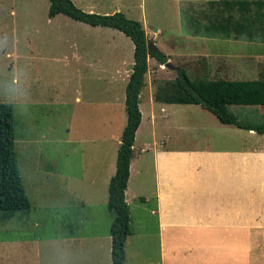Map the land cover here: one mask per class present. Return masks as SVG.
<instances>
[{"label":"rangeland","instance_id":"obj_1","mask_svg":"<svg viewBox=\"0 0 264 264\" xmlns=\"http://www.w3.org/2000/svg\"><path fill=\"white\" fill-rule=\"evenodd\" d=\"M71 1L86 12L121 11L125 17L139 21L147 38L159 50L173 54L168 62L181 64L190 81L264 78V41L206 35L203 26L215 22L210 19L212 16L200 23H178L168 0ZM217 3L211 5L219 6ZM47 9L48 0H0V102L12 105L15 161L30 203L12 218H3L0 211V264L10 262L11 238L63 236L80 229L79 224H69L80 214L73 208H56L47 203L45 207L32 206L42 203L40 194L48 203L57 198L62 202L72 191L97 200L103 191L100 180L108 169L106 163L110 155L115 162L125 123L124 86L132 63L129 38L120 31L90 26L62 14L48 17ZM211 12L212 6L209 15ZM238 13L231 10L232 20L240 19ZM178 50L189 51L174 54ZM195 51L205 56L194 57L191 53ZM147 59L149 80L156 77L154 91L176 75L175 70L165 66L159 69L154 58ZM155 68L160 71L157 73ZM159 105H154L156 141L166 138V131H170L173 140L181 143L184 127L179 130L180 126H175L176 130L167 124L164 127L168 129H158L168 111L164 104L160 106L165 112H159ZM254 106L227 105V110L243 122L258 123L263 120L258 116L264 113V106ZM192 108H196L193 114L179 111L174 117L184 119L187 128L192 127L200 136V130L195 128L199 124V107ZM141 109L135 145L150 141L144 104ZM34 164L42 167L38 173L32 168ZM39 175L43 177L40 180L36 178ZM137 210L130 212L134 238L129 248L132 252L136 249V258L151 259L154 220L146 210ZM33 223L37 225L34 227ZM101 226L99 223L94 228ZM97 253L99 263H110L105 250L100 248ZM79 261V252L61 242V264Z\"/></svg>","mask_w":264,"mask_h":264},{"label":"crops","instance_id":"obj_2","mask_svg":"<svg viewBox=\"0 0 264 264\" xmlns=\"http://www.w3.org/2000/svg\"><path fill=\"white\" fill-rule=\"evenodd\" d=\"M210 1L168 0L176 20L181 24L200 23L208 16H212L210 19L213 22L224 18V0ZM212 2H218L219 6L211 5ZM211 6L214 12L209 15ZM253 8L250 3V14ZM231 10H237L236 5ZM238 14L240 16V12ZM160 51L166 55L167 61H171L170 56L173 54ZM178 51L174 54L189 50ZM191 54L194 57L205 56L197 51ZM5 55L10 57L11 53L6 51ZM155 62L159 69H163V64ZM175 66L182 68L181 64ZM148 68L149 59L138 94L140 121L134 132L124 189V199L129 210V233L124 242L123 264H264V133L223 125L213 114L198 105L197 115L200 117L195 128L200 130L197 132L200 136H197L192 127L187 128L184 119L175 120L174 117L179 111L193 114L196 108L192 106L197 104L156 100V77H153V81H150L151 78L149 80ZM159 69L155 68V71L158 73ZM142 104L148 114L147 133L150 141L135 145L142 121ZM159 104H167L168 111L162 116L166 120L161 122L158 129L162 131L167 124L176 130L175 126H180L179 130L184 127L181 143L173 140L174 134L170 131H166L169 133L167 139L162 137L156 141L154 105ZM159 112H165L162 106ZM263 116L264 113L258 117L261 119ZM112 160L110 155L106 163L108 169L100 180L103 191L97 200L92 201L88 196L72 191V195L62 202L57 198L48 203L40 194L42 203L32 206L33 209L40 205L45 207L47 203L56 208L61 205L80 212L74 218L76 220L69 223L74 226L79 224V233L75 231L63 236L11 238L9 264H61V242L70 250L79 252L80 261L76 264H102L98 261L97 251L100 248L110 258L108 227L112 217L106 209V199L107 184L115 169ZM32 168L38 173L42 167L34 164ZM36 178L40 180L43 177L39 175ZM133 209L146 210L152 214L154 228L151 259L136 258V249L132 252L129 248L134 238L130 228V212ZM99 223L103 226L94 228ZM36 225L33 223L34 227Z\"/></svg>","mask_w":264,"mask_h":264},{"label":"trees","instance_id":"obj_3","mask_svg":"<svg viewBox=\"0 0 264 264\" xmlns=\"http://www.w3.org/2000/svg\"><path fill=\"white\" fill-rule=\"evenodd\" d=\"M250 3L254 7L251 14ZM223 4L226 16L204 25L207 35L220 34L223 38L232 36L249 41H264V0H224ZM235 5L240 12L239 20H232L230 11ZM56 14L90 26L120 31L132 43L131 70L124 86L125 123L116 151L114 173L107 184L106 199V209L112 217L108 227L110 264H123L124 242L129 233V210L124 199V189L134 132L140 121L138 94L147 71V58L152 57L159 64H164L167 57L156 47L149 49L148 45L153 42L147 38L141 23L125 17L121 11L86 12L76 7L71 0H48V17ZM154 98L165 103L197 104L213 114L223 125L264 133V116L261 122L246 123L237 119L226 107L231 104L264 106V78L190 81L180 68L173 79L157 86ZM11 121L12 105L0 102V211L3 218H10L16 211L29 207L15 161Z\"/></svg>","mask_w":264,"mask_h":264},{"label":"water","instance_id":"obj_4","mask_svg":"<svg viewBox=\"0 0 264 264\" xmlns=\"http://www.w3.org/2000/svg\"><path fill=\"white\" fill-rule=\"evenodd\" d=\"M148 48L149 49H155V46L152 44V45H148ZM163 66H165L166 68H169V69H173L175 70L176 72H178L179 68L170 64V62L166 61Z\"/></svg>","mask_w":264,"mask_h":264},{"label":"clouds","instance_id":"obj_5","mask_svg":"<svg viewBox=\"0 0 264 264\" xmlns=\"http://www.w3.org/2000/svg\"><path fill=\"white\" fill-rule=\"evenodd\" d=\"M16 83H18V81H16Z\"/></svg>","mask_w":264,"mask_h":264}]
</instances>
